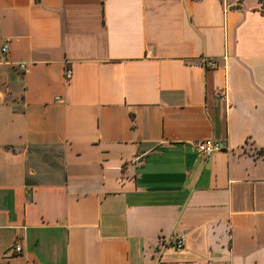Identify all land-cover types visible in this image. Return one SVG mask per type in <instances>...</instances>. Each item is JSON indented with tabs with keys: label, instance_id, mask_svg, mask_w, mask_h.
Wrapping results in <instances>:
<instances>
[{
	"label": "crops",
	"instance_id": "0c3cea01",
	"mask_svg": "<svg viewBox=\"0 0 264 264\" xmlns=\"http://www.w3.org/2000/svg\"><path fill=\"white\" fill-rule=\"evenodd\" d=\"M259 1L0 0V264H264Z\"/></svg>",
	"mask_w": 264,
	"mask_h": 264
},
{
	"label": "built area",
	"instance_id": "2783aa9c",
	"mask_svg": "<svg viewBox=\"0 0 264 264\" xmlns=\"http://www.w3.org/2000/svg\"><path fill=\"white\" fill-rule=\"evenodd\" d=\"M191 1H198V0H191ZM259 12L264 15V0H260L258 4ZM3 52L6 51V47L2 49ZM204 65L207 68H215L216 63L213 61H204ZM21 65L20 67H22ZM72 72L71 69L65 67L63 71V78L65 82H68L71 78ZM196 149L199 154L203 155L204 157H210L212 154L223 151V143L218 140L214 139H203L196 143ZM168 244L171 245L174 249L180 250L183 248V238L180 236H174L168 241ZM11 251L14 254H18L21 251V247L18 243L11 247Z\"/></svg>",
	"mask_w": 264,
	"mask_h": 264
}]
</instances>
